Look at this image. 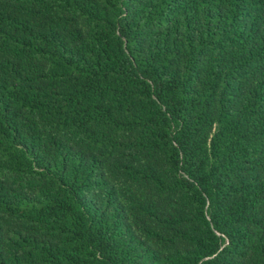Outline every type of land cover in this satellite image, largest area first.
I'll return each mask as SVG.
<instances>
[{
	"label": "trees",
	"instance_id": "16d2710c",
	"mask_svg": "<svg viewBox=\"0 0 264 264\" xmlns=\"http://www.w3.org/2000/svg\"><path fill=\"white\" fill-rule=\"evenodd\" d=\"M0 264H264V0H0Z\"/></svg>",
	"mask_w": 264,
	"mask_h": 264
}]
</instances>
